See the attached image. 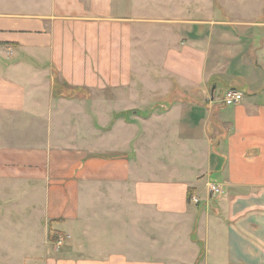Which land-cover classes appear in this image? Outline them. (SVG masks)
<instances>
[{
    "label": "crops",
    "instance_id": "1",
    "mask_svg": "<svg viewBox=\"0 0 264 264\" xmlns=\"http://www.w3.org/2000/svg\"><path fill=\"white\" fill-rule=\"evenodd\" d=\"M92 1L63 16L48 14L56 2L0 0V264H264V21L160 24L177 45L160 44L148 76L181 83L151 79L148 117L121 119L103 111L119 100L53 95L51 66L71 74L54 25L109 17L108 0ZM227 90L242 100L222 105ZM75 113L95 142L89 127L79 146L64 142Z\"/></svg>",
    "mask_w": 264,
    "mask_h": 264
},
{
    "label": "rangeland",
    "instance_id": "2",
    "mask_svg": "<svg viewBox=\"0 0 264 264\" xmlns=\"http://www.w3.org/2000/svg\"><path fill=\"white\" fill-rule=\"evenodd\" d=\"M17 1H24L26 4L34 3V0H8V3L11 6ZM108 1L112 12L109 17L103 20L58 19L56 21L54 29L57 43L52 50L67 54V56H63L61 68L64 70L69 68L67 71L71 74L65 76L57 66H51L50 79L54 84L53 95L56 98L63 97L78 106L84 104V101L90 102L102 96L119 100L124 103L122 106L105 108L103 111L111 117L115 115V112H118L117 116L121 119L135 116L148 117V82L150 83L151 79L157 83H170L172 86L181 83L171 74L165 76V80H161L160 76H148V68L152 67L155 62L156 65L162 63L164 51H161L160 44H164L167 39L170 41L174 39L172 45H177L174 42L177 40L176 29L168 28L169 34L161 39L160 24L166 21L169 24H174L178 20L223 23L264 21V7L260 11L264 3L262 4L260 0ZM36 2L43 8L56 2V11L48 12L49 15L75 14L77 2L83 5L86 15L88 14L87 10L91 7L90 0H80V2L77 0H36ZM100 2L92 1L97 7ZM61 4L73 6V9L70 8L67 12L60 11ZM104 5L106 8V3ZM189 42L191 41L186 36L178 40L181 47L184 46L183 44L186 45L185 47H190L191 43ZM172 49H169L170 55L168 56H171ZM168 62L169 67L172 68L175 66L176 60L170 58ZM81 65L85 67L83 72ZM157 67L159 69L160 66ZM162 68L166 69L165 66ZM81 82L87 86L84 88L79 86ZM187 93L191 96L190 92ZM169 98L170 96L167 95L163 99ZM82 108L81 110H84V107ZM76 109L80 110V107H75ZM88 111L91 114L90 109ZM73 115L71 125H67L72 127L71 133L67 134L72 137V140L64 142L79 146L82 140L81 135L87 133V127H89L88 137L83 139L95 142L98 138L95 130L96 124L81 123L80 118L75 116L76 113ZM109 126L111 125H106V127ZM140 126L138 124V127ZM64 142L57 141L56 145L62 146ZM47 240L48 243L59 248L64 242V237L58 235L57 240L51 242L50 236H48Z\"/></svg>",
    "mask_w": 264,
    "mask_h": 264
},
{
    "label": "built area",
    "instance_id": "3",
    "mask_svg": "<svg viewBox=\"0 0 264 264\" xmlns=\"http://www.w3.org/2000/svg\"><path fill=\"white\" fill-rule=\"evenodd\" d=\"M242 100V94L238 91L234 90H227L224 92L221 103L224 106H232ZM208 191L211 197H216L221 194V189L214 184H209L208 185ZM190 202L197 204L199 201L195 197H190L189 199ZM61 243V242H59Z\"/></svg>",
    "mask_w": 264,
    "mask_h": 264
},
{
    "label": "trees",
    "instance_id": "4",
    "mask_svg": "<svg viewBox=\"0 0 264 264\" xmlns=\"http://www.w3.org/2000/svg\"><path fill=\"white\" fill-rule=\"evenodd\" d=\"M190 196H191V195L188 194V200L190 199ZM57 238H58V234H56V233H51V235H50V241H51V242L56 241Z\"/></svg>",
    "mask_w": 264,
    "mask_h": 264
}]
</instances>
